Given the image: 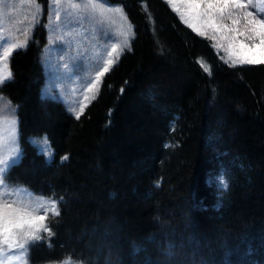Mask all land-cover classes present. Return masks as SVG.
<instances>
[{"label":"trees","instance_id":"16d2710c","mask_svg":"<svg viewBox=\"0 0 264 264\" xmlns=\"http://www.w3.org/2000/svg\"><path fill=\"white\" fill-rule=\"evenodd\" d=\"M109 1L130 49L79 120L43 95L47 28L10 57L22 155L6 182L62 198L30 263L264 264V67L225 61L165 0Z\"/></svg>","mask_w":264,"mask_h":264},{"label":"rangeland","instance_id":"374dc122","mask_svg":"<svg viewBox=\"0 0 264 264\" xmlns=\"http://www.w3.org/2000/svg\"><path fill=\"white\" fill-rule=\"evenodd\" d=\"M79 2H83V0H79ZM103 3L108 8H123L120 3H113L109 0H103ZM261 3H264V0H247V8H235L232 18L242 19L245 12L249 14V17L264 16V13L261 12L264 4ZM49 11L54 10L49 8ZM60 11L61 21L57 22L54 16L48 18L47 21L48 42L41 53V59L46 69V83L42 92L47 98L62 101L68 111L76 115L82 103L87 105L92 100H85V96L94 95L95 98L99 85L94 94L88 93L89 85L95 80L97 71L102 69L111 47L114 44L122 46L125 38L129 43L132 26L125 11L123 14L109 12L107 14L109 19H101L99 16L95 18L84 16L78 22L72 21L71 23L68 21L64 7ZM42 12L41 5L38 9L37 5L29 4L27 0H3L0 3V32L3 33V38H0V56L9 43L31 41L35 27L42 17ZM33 16H35V22H33ZM228 19L225 17V20ZM226 22L230 23V21ZM240 26L244 28V22ZM122 32L125 35H121ZM57 37H61V39L57 40ZM212 44L214 45L215 41H212ZM215 49L221 58L228 61L223 48L215 47ZM118 58L119 56L117 60ZM66 64L67 68H65ZM3 66L0 63V69ZM19 137L17 107L0 93V157H3L7 162L3 166L4 170L0 172V178H3L9 166L21 158ZM31 141L48 159L53 158L54 150L45 136L33 137ZM0 185L3 186L4 183ZM16 192L25 199L36 195L25 186H17ZM57 207L60 209L58 201ZM10 252L0 255V264H6L7 257H11L12 264H29L28 248L17 254H9Z\"/></svg>","mask_w":264,"mask_h":264},{"label":"snow or ice","instance_id":"6c2138e0","mask_svg":"<svg viewBox=\"0 0 264 264\" xmlns=\"http://www.w3.org/2000/svg\"><path fill=\"white\" fill-rule=\"evenodd\" d=\"M2 2L3 0H0V3ZM27 2L37 5L38 9L40 5H44L43 17L54 16L57 22L61 21L60 9L62 7L65 9L69 23L78 22L84 16L92 18L99 16L101 19H109L107 15L109 12L123 14L125 11L123 8H108L103 0H83V2H79V0H51L50 4L49 0H27ZM165 2L193 33L215 41L216 48H223L228 57L227 62L240 66L264 67V16L249 17V14L245 12L242 19L232 18L235 8H247V0H165ZM49 8L54 11H48ZM261 12L264 13V8L261 9ZM225 17L229 19L225 20ZM45 18H42L37 25L42 30L48 26ZM226 21H230V23ZM33 22H35V16H33ZM242 22H244V28L240 26ZM121 35H125V33L122 32ZM0 38H3L2 32H0ZM60 39L61 37H57V40ZM34 43L36 40L33 35L31 41L12 42L4 49L0 56V63L4 65L0 69V91L8 82L14 80V73L8 64L9 58ZM129 49L127 38L122 46L114 44L111 47L102 69L97 71L95 80L88 87V93H95L102 78L113 70L117 57ZM67 67L66 64L65 68ZM91 99H94V95L85 96V100ZM85 107L87 105L84 103L80 105L75 119H80ZM69 159L68 155L62 157V161ZM6 163L3 157H0V172L4 170L3 166ZM8 179L7 176L0 178V184L5 183ZM225 188H227V184H225ZM58 199L62 201V198L53 197L50 208H45L41 204L37 209L30 205L5 201L0 196V255H4L5 250L23 251L29 246H34L45 239V234L49 238L55 236L56 225L49 222V217L55 216L59 220L62 216L61 210L57 207ZM41 210L44 211V214H41ZM6 264H12L11 257L6 258Z\"/></svg>","mask_w":264,"mask_h":264}]
</instances>
